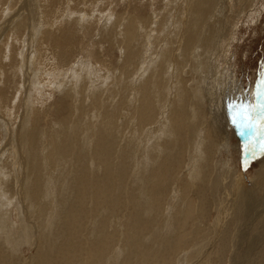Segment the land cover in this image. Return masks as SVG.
I'll return each instance as SVG.
<instances>
[{"label":"rangeland","instance_id":"374dc122","mask_svg":"<svg viewBox=\"0 0 264 264\" xmlns=\"http://www.w3.org/2000/svg\"><path fill=\"white\" fill-rule=\"evenodd\" d=\"M166 1L0 0V201H3V203L0 202L3 204H0V211L6 213L0 212V243H3V245L0 244L2 246H0V264H38V262H40L39 264H46V260L54 262L62 253L67 256L68 264L69 262L71 264H264V261H261L264 257V238H258L254 245L250 246L247 240L251 241L253 237L248 239L246 234L238 233L237 235L236 232L245 223L250 224L249 232L252 231L251 233L254 234L255 231L259 230V224L264 225V218L259 223L258 219L249 221L242 214V210L247 206L245 202L248 200V196L256 189H258L259 196L262 197L259 199L264 207V179L260 178V176H264V170H262L264 169V154H261L260 145L258 146L259 141L264 142V133L260 135L261 137H256L258 142L256 141L255 144L257 145H254L248 138L249 135L254 136L255 128L246 130L247 140L244 147L237 137L235 131L237 126L233 124L231 118L227 120L225 128L230 131L232 137L228 149L220 155L218 154V157L226 160L228 162L226 169L232 170V173H234L231 178L232 181L228 185L233 182V176H236L240 179L237 185L239 191L242 192L236 195L232 187L222 186L226 189L225 193L224 189L220 187L219 192H217L220 197L217 193L213 197L210 195L214 200L210 202L212 207L208 206L211 204H207L208 207L205 206L206 204L202 201L197 203L199 205L195 204L194 208L196 207V210L193 209L194 212L196 211L195 215L197 206L199 209L202 203L205 204L206 208L201 205V210L205 211L204 214L206 215L202 216V218H205L204 220L200 219L201 217H196V221L192 222V226L189 224L190 222L187 221L183 224L185 221L177 218L184 210V206L179 205L177 199L170 206L168 205L175 193L174 188L167 189L168 197H164L163 207L165 209L162 210L156 201L154 203V196L147 195V190L145 192L144 180L147 176V157L145 153L147 148L144 130L146 128L138 121L140 105L137 99L139 93L135 96V90H138L142 83L141 80H143V77H140L141 75H138V73L142 68L141 66H143L144 42L143 45L134 41L128 43L124 24L130 15L139 13L142 15H140L141 17L155 21V17L158 18L159 16L160 18L161 14L159 12L166 6ZM178 1L173 0L172 7L170 5L169 8V14L175 12V9L180 6L178 3L182 5L184 0ZM247 1H238L241 3L240 5L239 3L236 4L234 0H228V6L224 5V9L230 15L226 20V25L229 24L227 27L230 30L228 38L221 47V50L227 52L225 56L223 53L224 57L220 59L221 61L224 59L226 67L229 65L228 68L231 70L229 76L232 79L234 78L237 83V92L234 97L237 95L240 104L249 105L250 102L245 99L246 94L249 93L251 96L253 95L250 100L252 101L251 104L258 105L260 101L264 100L263 96H257V85L260 84L261 80H264V0ZM243 3L246 4L242 6ZM23 4H25V9H21ZM19 21L22 23L21 27L16 29L15 27L18 26L16 24ZM48 33H50V37L58 36L57 38L63 35L59 38L61 40L59 45L56 44L57 47L53 45L55 44V38L52 41L47 40ZM68 38H70L69 41H67ZM129 44H133L131 47L135 50V53L137 52L133 72L128 69L127 65L125 67L123 64L127 54L126 48ZM58 47H61V49ZM221 63L223 64V62ZM134 78L137 80H134ZM77 95L78 97H76ZM257 97L260 99L259 102H257ZM235 103L236 100H233L232 104ZM260 114L261 110L257 109L256 115ZM33 133L34 135H32ZM101 136L104 142L107 143L104 146L109 153L106 156L108 161L103 162V164L97 152H95V146ZM158 137L159 135L156 136V138ZM36 146L37 148H35ZM31 147L35 149L32 150ZM20 151H23V154ZM52 151L54 152V158L51 155ZM156 152H158V149H156ZM26 160L27 162L30 161L29 165ZM53 164L55 165L53 166ZM99 164L106 170L110 168L111 171L107 170V172L109 177L112 176L110 177L111 187L107 183L109 190H107L104 199H99L96 195V178H101L107 173ZM39 165L42 166L41 170ZM261 171L263 172L261 173ZM35 174H38V177ZM53 178H55L54 181ZM261 179H263V182ZM80 188H84L85 197L81 196L84 193ZM248 188H252V190ZM246 192H248V196L245 194ZM241 193L245 196H242ZM188 194L193 195L191 192ZM75 197H78V199ZM237 197L240 200H237ZM222 198L224 199L222 200ZM232 198L233 201H231ZM31 199L37 200L33 201ZM76 199L80 205H78ZM97 200H102L101 204H96ZM197 200L200 201V199ZM219 200L228 205L219 206L223 204ZM119 203H121V206H119ZM4 205H7L6 208ZM134 206H139L136 207L138 211ZM215 208L216 210H214ZM2 209L4 210L2 211ZM142 209L143 211H141ZM225 209L228 210V214ZM240 209L242 210L240 211ZM134 212L137 215L140 212L144 214L140 213L135 217L136 219L139 217L136 220L133 218L136 215ZM36 213L37 216H35ZM223 213L224 218L222 217ZM226 214L228 217H226ZM3 215L5 221L2 218ZM173 217L177 221L173 220ZM214 217L216 218L213 219ZM131 218L135 221H132ZM221 219L225 225L229 221L228 225L225 226ZM130 221L131 224H129ZM151 221L152 223L154 221V223L152 224ZM133 222H135L134 226ZM38 223H42L43 226H39ZM212 223L218 226L214 225L215 228H213ZM136 224L137 227H135ZM106 227L108 237L112 238L113 236L112 245L105 250L101 249L98 254L95 251L97 255H93L92 245L97 240L98 242L102 240V236H107L105 233ZM189 228L191 231H189ZM146 229L147 232H145ZM210 230H213V233ZM113 232L115 233L112 235ZM182 232L186 233L183 234ZM226 234L228 235L226 236ZM221 235H224V237H221ZM31 236L33 237L30 238ZM132 239L133 241H131ZM39 240L44 241L41 243ZM232 242L236 244L233 245ZM239 243L241 244L239 245ZM41 244L42 246L45 244L43 249ZM233 247L236 248L234 251ZM217 248L220 253H218ZM37 250L39 253H37ZM58 251L59 253H57ZM114 252L117 254L119 252L118 256H115L117 254ZM43 258L45 259L43 260ZM228 260L231 261L228 262ZM67 262H64V264H67Z\"/></svg>","mask_w":264,"mask_h":264},{"label":"bare ground","instance_id":"6f19581e","mask_svg":"<svg viewBox=\"0 0 264 264\" xmlns=\"http://www.w3.org/2000/svg\"><path fill=\"white\" fill-rule=\"evenodd\" d=\"M180 1V0H179ZM178 1V2H179ZM182 1V0H181ZM228 0H184L181 3H178V6L175 9V12H170V5L172 7L173 0H167L166 6L161 9L159 12L160 18L158 20L155 17V21H151V19L143 18L142 15L133 14L127 18L126 23L124 24L126 35H127V42L130 43L132 41L137 43L144 42L143 48L145 51L144 57L142 58L141 70L139 71L138 75L143 77L142 83L138 87V90H135V96L139 93V97L137 99L138 104L140 105L138 121L141 122L142 125H145V135H146V148L147 151L145 153L147 157V176L144 180V187L146 194L150 196H154V203L155 201L160 205V209L162 210L165 203V196H167V189L174 188L175 193L171 198L168 205L170 206L175 199H177V203L182 204L184 206L183 213L179 215L177 218L184 220L192 226V222H194L195 218L198 217L202 220L205 211L202 209V204H200V208L198 209L197 206V213L193 211L195 204L200 203L201 201L204 202L205 206L207 204H211L210 202L213 200L212 197L218 191L220 187H232V190H235L234 193L237 195L239 191L237 183L240 181L239 178L233 176V182L228 185L232 181V170L226 169L228 162L226 160L219 159V155L225 150L228 149L230 145V139L232 137L230 131L226 129L227 120L229 118L232 119V113L229 108V104L236 100V103L240 104L237 95L234 97L236 91V81L234 78L230 77L231 74L229 65H224V59L221 61V57L223 58L226 54L221 47L225 43L224 41L229 36L230 28L227 27V18L230 15L227 14L226 10L224 9V5L228 6ZM241 5L240 0H234ZM246 2L247 0H242ZM250 1V0H249ZM248 2V1H247ZM254 2V1H253ZM246 3H243L244 6ZM131 5V4H129ZM248 5V4H247ZM181 7V8H180ZM138 9L140 7H137ZM136 8V9H137ZM186 8V9H185ZM243 8V7H242ZM21 9H25V4L22 5ZM172 9V8H171ZM174 11V10H173ZM132 12V11H131ZM140 12V11H139ZM134 13V12H133ZM158 13V14H159ZM129 14V13H128ZM20 15V14H18ZM141 15V16H140ZM25 16V15H24ZM121 16V15H120ZM157 16V15H156ZM183 16V17H182ZM182 17V19H180ZM185 17V18H184ZM119 21L120 18H118ZM118 21V20H117ZM116 22V21H115ZM142 25H141V23ZM123 23V22H122ZM21 21H19L15 28L21 27ZM115 24V23H114ZM117 24V23H116ZM144 25V27H142ZM119 26V25H118ZM121 26V25H120ZM141 26V28H140ZM123 27V25H122ZM110 29V27H109ZM113 29V28H112ZM115 29V28H114ZM117 29V28H116ZM120 29V28H119ZM143 31V32H142ZM66 33V32H64ZM50 33L46 36L47 40H51L55 38L53 45L57 47L56 44L59 45L60 37L57 38L56 36L50 37ZM56 34V33H55ZM120 34H122L120 32ZM231 35V34H230ZM52 36V35H51ZM65 36V35H64ZM109 36V35H107ZM49 37V38H48ZM69 37V36H68ZM112 37V36H111ZM125 38V37H124ZM70 38L67 39L69 41ZM106 40V39H105ZM62 42V41H61ZM116 42V41H115ZM125 44V42H124ZM133 44L127 45V54L123 61L124 66L128 67V69L134 70V59L137 57V52L131 47ZM140 45V44H139ZM138 46V45H136ZM226 46V45H225ZM135 47V46H134ZM61 49V47H58ZM55 49V48H54ZM226 49V48H225ZM228 49V48H227ZM66 51V50H65ZM139 51V50H138ZM63 52V51H62ZM224 53V56H223ZM125 55V54H124ZM63 56V55H62ZM141 56V55H140ZM139 60V57H138ZM141 60V59H140ZM228 61V60H226ZM26 62V60H25ZM223 62V64L221 63ZM122 66V65H121ZM224 67V68H223ZM27 69V68H26ZM138 70V69H137ZM22 72V71H21ZM121 72V71H120ZM135 73V72H134ZM124 75V74H123ZM125 76V75H124ZM131 76V75H129ZM139 78V77H137ZM136 78H134L135 80ZM131 80V79H130ZM137 80V79H136ZM23 87V86H22ZM134 87V85H133ZM22 90V89H21ZM41 90V89H40ZM97 90V89H96ZM141 90V91H139ZM254 90H256L254 88ZM20 91V90H19ZM27 91V90H26ZM252 91V89H251ZM238 94V93H237ZM79 95V94H78ZM78 95L76 97H78ZM244 95V94H243ZM247 96L245 99L250 102L249 105H252L251 96L249 93L246 94ZM75 97V98H76ZM234 97V98H233ZM259 97V96H258ZM257 97V99H258ZM264 97V96H263ZM96 98V97H95ZM237 98V99H236ZM261 98V97H260ZM80 99V97H79ZM78 99V100H79ZM24 102V101H23ZM261 102V101H260ZM77 103V102H76ZM235 103V104H236ZM66 104V102H65ZM137 104V105H138ZM58 105V104H56ZM63 105V104H62ZM76 105V104H75ZM59 107V106H58ZM61 107V106H60ZM75 107V106H74ZM79 107V106H78ZM59 109V108H58ZM61 109V108H60ZM76 109V108H75ZM138 110V109H137ZM74 113V112H73ZM129 113V112H126ZM137 113V112H136ZM102 115V114H100ZM87 116V115H86ZM63 119V118H62ZM99 120V119H98ZM137 121V122H138ZM38 124V123H37ZM106 124V123H103ZM1 125V124H0ZM43 125V124H42ZM59 125V124H58ZM72 125V124H71ZM9 126V125H8ZM63 126V125H62ZM87 128V126H86ZM105 128V126H104ZM20 130V129H18ZM37 130V129H36ZM251 130V129H250ZM253 130V129H252ZM38 131V130H37ZM237 137L240 139V143L245 147L247 134L244 133L241 135L240 130L236 127L235 128ZM88 132V131H87ZM107 132V131H106ZM248 132V131H247ZM31 133V132H30ZM255 133V132H254ZM66 134V133H65ZM34 135V133L32 134ZM36 135V133H35ZM159 135L158 138L156 136ZM103 136V135H102ZM101 136L100 140L95 146V152H97L99 159L102 164L103 162H107L108 158L106 157L109 155L108 151L106 150L104 145L107 143L104 142L103 137ZM235 136V134H234ZM261 137V136H260ZM38 138V137H37ZM87 138V137H86ZM131 139V138H130ZM258 139V138H257ZM263 142V141H262ZM33 143V141H32ZM43 143V142H42ZM90 143V142H89ZM27 144V143H26ZM48 144V143H47ZM46 144V145H47ZM51 145V144H50ZM49 145V146H50ZM55 145V144H54ZM24 146V145H23ZM259 146V144H258ZM30 147V146H28ZM43 147V146H42ZM40 147V148H42ZM104 147V148H103ZM137 147V146H136ZM155 147V151H154ZM20 148V147H19ZM32 150L37 148V146L31 147ZM34 148V149H33ZM46 148V147H45ZM44 148V150H45ZM134 148V147H133ZM24 149V148H23ZM158 149V152H156ZM31 150V149H30ZM31 150V151H32ZM49 150V149H48ZM93 150V149H92ZM119 150V149H118ZM140 150V149H139ZM43 151V150H42ZM40 151V152H42ZM21 152V151H20ZM23 152V151H22ZM21 152V153H22ZM39 152V151H38ZM44 152V151H43ZM48 152V151H47ZM35 153V152H33ZM137 153V152H136ZM19 154V152H18ZM23 154V153H22ZM30 154V153H29ZM44 154V153H43ZM42 154V155H43ZM93 154V152H92ZM219 154V155H218ZM52 157L54 158V152L52 151ZM21 156V154H20ZM30 156V155H29ZM32 156V154H31ZM41 156V155H40ZM45 156V155H44ZM23 157V156H22ZM39 158V156H37ZM50 157V156H49ZM145 157V156H144ZM145 157V158H146ZM24 158V157H23ZM32 158V157H30ZM45 158V157H43ZM47 158V156H46ZM22 159V158H21ZM34 159V158H33ZM24 160V159H23ZM48 160V159H46ZM89 160V159H88ZM22 161V160H21ZM37 161V160H35ZM34 161V162H35ZM54 161V160H53ZM52 161V162H53ZM86 161V160H85ZM119 161V160H118ZM139 161V160H138ZM27 162V160H26ZM25 162V163H26ZM39 163L41 162L38 161ZM43 162V161H42ZM47 162V161H46ZM50 162V163H52ZM55 162V161H54ZM63 162V161H62ZM28 165L30 163L27 162ZM36 163V162H35ZM44 163V162H43ZM42 163V164H43ZM109 163V162H108ZM112 163V162H111ZM140 163V161H139ZM138 163V164H139ZM145 163V162H144ZM49 164V163H48ZM87 164V163H86ZM143 164V163H142ZM141 164V165H142ZM27 165V164H26ZM35 165V164H34ZM37 165V164H36ZM50 165V164H49ZM52 165V164H51ZM55 164H53L54 166ZM232 165V164H231ZM33 166V165H32ZM81 166V165H80ZM79 166V167H80ZM91 166V165H90ZM97 166V165H96ZM101 168H104L102 165L99 164ZM115 166V165H114ZM25 167V166H24ZM40 167V165H39ZM52 167V166H51ZM106 167V164H105ZM234 167V166H233ZM29 168V167H28ZM36 168V167H35ZM34 168V169H35ZM38 168V167H37ZM45 168V167H44ZM53 168V167H52ZM76 168V167H75ZM100 168V169H101ZM108 168V167H107ZM112 168V167H111ZM132 168V167H131ZM232 168V166H231ZM235 168V167H234ZM33 169V168H31ZM42 166L40 167V170ZM95 169V168H94ZM105 169V168H104ZM110 169V168H109ZM107 169L108 171H111ZM135 169V167H134ZM233 169V168H232ZM237 169V168H236ZM262 169V168H261ZM30 170V169H29ZM37 170V169H35ZM45 170V169H43ZM106 170V169H105ZM106 170V172H107ZM122 170V169H121ZM120 170V171H121ZM124 170V169H123ZM235 170V169H234ZM264 170V169H262ZM25 171V170H24ZM31 171V170H30ZM39 171V170H38ZM237 171V170H236ZM33 172H35L33 170ZM43 172V171H42ZM113 172V171H112ZM263 171H261L262 173ZM110 173V172H109ZM131 173V172H130ZM237 173V172H236ZM264 173V172H263ZM27 174V173H26ZM29 174V173H28ZM121 174V173H119ZM123 174V173H122ZM260 174V173H259ZM33 175V174H32ZM38 177V174H35ZM76 175V174H75ZM95 175V174H94ZM112 175V174H110ZM262 175V174H261ZM31 176V175H29ZM46 176V175H45ZM51 176V174H50ZM240 176V175H239ZM72 177V176H71ZM98 177V176H97ZM112 177V176H110ZM108 172L105 176H101V178H96L97 181V197L100 199H104L107 195V190H109L108 185L110 186V178ZM131 177V176H130ZM121 178V175H120ZM256 178V177H255ZM259 178V176H258ZM260 178L264 179V176H260ZM36 179V178H35ZM41 180V178H39ZM45 179V178H44ZM49 179V178H48ZM52 177L50 178V180ZM55 178H53L54 181ZM95 179V180H96ZM263 179L262 182H263ZM19 180V179H18ZM40 180H38L40 182ZM47 180V179H46ZM49 180V181H50ZM120 180V179H119ZM21 181V180H20ZM27 181V180H26ZM25 181V182H26ZM37 181V182H38ZM43 182V180H41ZM48 181V180H47ZM136 181V180H135ZM254 181V179H253ZM259 181V179H258ZM257 181V182H258ZM27 183V182H26ZM31 183H33L31 181ZM41 183V182H40ZM45 183V182H44ZM49 183V182H48ZM53 183V182H52ZM80 183V182H79ZM108 183V185H107ZM132 183V181H131ZM23 184V182H22ZM254 184V183H253ZM252 184V185H253ZM258 184V183H257ZM130 185V184H129ZM23 186V185H22ZM28 186V184H27ZM35 186V180H34ZM46 186V185H44ZM84 186V184H83ZM96 186V185H95ZM115 186V185H114ZM24 187V186H23ZM29 187V186H28ZM111 187V186H110ZM116 187V186H115ZM131 187V186H130ZM136 187V186H135ZM222 187V189H224ZM47 188V186H46ZM85 188V186H84ZM84 188L80 190L84 193L81 195L85 197ZM134 188V185H133ZM241 188V187H239ZM247 188V187H246ZM254 188V187H253ZM28 189V188H26ZM44 189V188H43ZM251 189L252 188H248ZM21 190V189H20ZM55 190V189H54ZM116 190V189H115ZM254 190V189H253ZM258 189L251 192L248 196V192L245 194L248 196V200L245 202L247 206L245 209L242 210V214L245 218L249 219V221H254L258 219V222L264 218V207L263 203L260 201L259 198H262L258 194ZM23 191V190H22ZM226 193V189H224ZM247 191V189H246ZM25 192V191H24ZM52 192V191H51ZM193 193L190 196L188 193ZM207 192V194H205ZM232 192V191H231ZM230 192V193H231ZM22 193V192H21ZM48 193V192H47ZM77 193V192H76ZM110 193V191H109ZM143 193V192H142ZM211 193V194H210ZM222 193V192H221ZM244 193V191H243ZM78 194V193H77ZM82 194V193H80ZM242 194V193H241ZM262 194V193H261ZM42 195V194H41ZM212 197H211V196ZM218 195V193H217ZM228 195V194H227ZM232 195V194H231ZM244 194H242L243 196ZM22 196V194H21ZM20 196V197H21ZM38 196V195H37ZM36 196V198H37ZM220 197V195H218ZM222 196V195H221ZM241 196V197H242ZM245 196V195H244ZM264 196V194H263ZM1 197V196H0ZM42 197V196H41ZM138 197V196H137ZM223 197V196H222ZM227 196L225 195V198ZM234 197V196H232ZM236 197V196H235ZM240 197V195H239ZM237 197V200L240 198ZM40 198V197H39ZM78 199V197H75ZM80 198V197H79ZM111 198V197H110ZM113 198V197H112ZM121 198V197H120ZM130 198V196H129ZM140 198V197H139ZM153 198V197H152ZM215 198V197H214ZM264 198V197H263ZM22 199V198H21ZM76 199V200H77ZM85 199V198H84ZM115 199V198H114ZM134 199V198H133ZM147 199V198H146ZM197 199H200L197 200ZM217 199V198H215ZM224 198H222L223 200ZM227 199V198H226ZM244 199V198H243ZM2 200V199H1ZM37 200V199H31ZM75 200V201H76ZM111 200V199H110ZM122 201V199H120ZM129 200V199H128ZM145 200V199H144ZM150 200V197H149ZM149 200H147L149 202ZM152 200V199H151ZM228 200V199H227ZM230 200V199H229ZM5 201V200H4ZM18 201V200H17ZM102 201V200H101ZM100 200H97L96 204H101ZM134 201V200H133ZM214 201V200H213ZM216 201V200H215ZM220 203L222 202L219 200ZM233 201V198L232 200ZM3 203V201H0ZM13 202V201H12ZM38 202V201H37ZM40 202V201H39ZM81 202V201H80ZM120 202V201H119ZM130 202V200H129ZM225 202V201H224ZM227 202V201H226ZM229 202V201H228ZM240 202V201H238ZM0 203V204H1ZM10 203V202H9ZM78 203V200H77ZM84 203V202H83ZM105 203V202H104ZM109 203V202H108ZM111 203V201H110ZM131 203V202H130ZM129 203V204H130ZM133 203V202H132ZM146 203V202H145ZM150 203V202H149ZM218 204V202H216ZM223 203V202H222ZM232 203V202H231ZM53 204V203H52ZM71 204V203H70ZM82 204V203H81ZM114 204V203H112ZM121 203H119V206ZM148 204V203H147ZM227 204V203H226ZM226 204H221L219 206H224ZM239 204V203H237ZM3 205V204H1ZM8 205V204H7ZM7 205H4L5 208ZM37 205V203H36ZM39 205V204H38ZM42 205V203H41ZM51 205V204H50ZM78 205H80L78 203ZM126 205V204H125ZM131 205V204H130ZM144 205V204H143ZM199 205V204H197ZM203 205V206H204ZM228 205V204H227ZM233 205V204H232ZM47 206V205H46ZM83 206V205H81ZM96 206V205H95ZM106 206V205H105ZM112 206V205H111ZM145 206V205H144ZM147 206V205H146ZM150 206V205H149ZM204 206V207H205ZM212 207L211 205H208ZM207 206V207H208ZM217 206V207H219ZM238 206V205H237ZM236 206V207H237ZM39 207V206H38ZM50 207V206H48ZM47 207V208H48ZM69 207V206H68ZM79 207V206H77ZM114 208V206H112ZM137 207V206H136ZM134 206V208L137 210ZM215 207V206H214ZM216 207V208H217ZM229 208V206H227ZM232 207V206H231ZM241 207V206H240ZM10 208V206H9ZM46 208V209H47ZM110 208V207H109ZM144 208V207H143ZM206 208V207H205ZM216 208L214 210H216ZM220 208V207H219ZM226 208V207H224ZM227 208V209H228ZM243 208V207H242ZM45 209V210H46ZM82 209V208H81ZM132 209V208H131ZM141 209V208H140ZM145 209V208H144ZM154 209V208H153ZM165 209V208H164ZM180 209V210H181ZM208 209V208H207ZM213 209V208H212ZM211 209V210H212ZM218 209V208H217ZM232 210V208H230ZM235 209V208H234ZM4 209H2L3 211ZM33 210V209H32ZM37 210V209H36ZM77 210V209H76ZM133 210V209H132ZM132 210H130L132 212ZM181 210V211H182ZM196 210V209H195ZM226 210V209H225ZM239 210V209H238ZM237 210V211H238ZM9 211V210H8ZM43 212V210H41ZM96 211V210H95ZM108 211V210H107ZM135 211V210H134ZM138 211V210H137ZM143 211V209L141 210ZM176 211V210H175ZM179 211V210H178ZM210 211V209H209ZM226 213L228 214L229 212ZM235 211V210H234ZM1 212V211H0ZM37 212V211H36ZM40 210L37 212L39 214ZM45 212V211H44ZM49 212V211H48ZM69 212V211H68ZM66 212V213H68ZM74 212V211H73ZM104 212V211H103ZM212 212V211H210ZM217 212V211H216ZM224 212V211H223ZM239 212V211H238ZM3 213V212H1ZM11 213V212H9ZM37 213L35 216H37ZM136 212H134L135 214ZM142 213V212H140ZM139 213V214H140ZM155 213V212H154ZM177 213V212H176ZM225 213V212H224ZM224 213L223 216L224 218ZM232 213V212H231ZM230 213V215H231ZM236 213V212H235ZM6 214V213H3ZM17 214V213H16ZM41 214V213H40ZM47 214V213H46ZM65 214V213H64ZM104 214V213H103ZM133 214V215H134ZM138 214V215H139ZM144 214V213H142ZM161 214V213H160ZM175 214V213H174ZM226 214V215H227ZM2 215V214H1ZM10 215V214H9ZM26 215V214H25ZM49 215V214H48ZM128 215V214H127ZM137 213L133 217L138 216ZM162 215V214H161ZM177 215V214H176ZM210 215V213H209ZM229 215V216H230ZM42 216V215H39ZM63 216V215H62ZM132 214L130 215V217ZM156 216V214H155ZM159 216V215H157ZM212 216V215H211ZM215 216V215H214ZM8 217V216H7ZM6 217V218H7ZM141 217V216H140ZM154 217V216H152ZM162 217V216H161ZM210 218L209 216H207ZM217 217V216H216ZM214 217L213 219H215ZM228 217V215L226 216ZM4 218V215L3 217ZM31 218V217H30ZM40 218V217H39ZM52 218V217H51ZM61 218V217H60ZM129 218V217H128ZM133 218L132 221L134 220ZM139 218V217H138ZM137 218V219H138ZM155 218V217H154ZM153 218V219H154ZM36 219V218H35ZM47 219V218H46ZM50 219V218H49ZM64 219V218H63ZM69 219V218H68ZM136 219V218H135ZM136 219V220H137ZM228 219V218H227ZM232 219V218H231ZM6 219L4 218V221ZM66 220V219H65ZM140 220V219H139ZM138 220V221H139ZM152 220V219H151ZM173 220L174 217H173ZM211 220V218H210ZM226 220V219H225ZM233 220V219H232ZM3 221V223H4ZM10 221V220H8ZM39 221V219H38ZM37 221V222H38ZM62 221V220H61ZM135 221V220H134ZM137 221V222H138ZM149 221V220H148ZM177 221V220H175ZM179 221V222H180ZM196 221V220H195ZM198 223L199 220L197 219ZM214 221V220H213ZM222 221V219H221ZM228 221V220H227ZM2 222V221H1ZM63 222V221H62ZM69 222V221H68ZM67 222V223H68ZM141 222V221H140ZM159 222V221H158ZM157 222V223H158ZM180 222V223H181ZM229 222V221H228ZM227 222V225H228ZM234 222V221H233ZM257 222V223H258ZM43 223V222H42ZM39 224L40 225H42ZM133 226L135 222H133ZM152 223V221H151ZM150 223V224H151ZM154 223V221H153ZM152 223V224H153ZM206 223V222H205ZM217 223V222H216ZM224 224V222L222 221ZM221 223V224H222ZM240 223V222H239ZM251 223V222H250ZM260 223V222H259ZM263 223V222H262ZM1 224V223H0ZM12 224V223H11ZM44 224V223H43ZM48 224V223H47ZM131 224V221L130 223ZM139 225V223H137ZM137 224L135 227H137ZM149 224V223H148ZM172 224V223H171ZM174 224V223H173ZM186 224V225H189ZM213 224V223H212ZM231 224V223H230ZM25 225V224H24ZM29 225V224H28ZM26 225V226H28ZM158 225V224H157ZM182 225V224H180ZM202 225V224H201ZM200 225V226H201ZM208 225V224H207ZM216 225L215 223L212 225ZM225 225V224H224ZM225 225V226H227ZM43 226V225H42ZM66 226V225H65ZM87 226V225H86ZM147 226V223H146ZM155 226V225H154ZM185 226V225H184ZM183 226V227H184ZM190 226V227H191ZM203 226V225H202ZM211 226V227H212ZM218 225H216L217 227ZM222 226V225H221ZM233 226V225H232ZM240 227V225H238ZM250 224H244L242 228H239L236 232L241 233L251 239V241L247 240V243L250 246H253L258 238H264V225L259 224L257 231L254 233L249 232ZM33 227V226H32ZM177 227V226H176ZM182 227V226H181ZM209 227V226H208ZM231 227V226H230ZM24 228V227H23ZM104 228V227H103ZM147 228V227H146ZM151 228V225H150ZM149 228V229H150ZM153 228V227H152ZM169 228V227H168ZM185 228V227H184ZM215 228V226L213 227ZM227 228V227H226ZM225 228V230H226ZM255 228V227H254ZM19 229V228H18ZM65 229V227H64ZM74 229V228H73ZM105 229V228H104ZM104 229H102L104 231ZM119 229V228H118ZM141 229V228H140ZM145 229V227H144ZM177 229V228H176ZM186 229V228H185ZM204 229V227H203ZM209 229V228H208ZM231 229V228H230ZM10 230V229H8ZM7 230V231H8ZM20 230V229H19ZM22 230V229H21ZM25 230V229H24ZM23 230V231H24ZM31 230V229H30ZM72 230V229H71ZM101 230V231H102ZM107 227L106 231L107 232ZM139 230V229H138ZM166 230V229H165ZM179 230V229H177ZM221 230V228H220ZM220 230H218L220 232ZM224 230V229H223ZM229 230V229H228ZM227 230V231H228ZM234 230V229H233ZM33 231V230H32ZM119 231V230H118ZM189 231L190 228H189ZM206 231V230H205ZM208 231V230H207ZM213 230H210L212 232ZM13 232V231H12ZM15 232V231H14ZM25 232V231H24ZM34 232V231H33ZM40 232V231H39ZM52 232V231H51ZM65 232V231H64ZM68 232V231H66ZM147 232V229L146 231ZM159 232V231H158ZM176 232V231H175ZM181 232V231H180ZM200 232V231H199ZM198 232V233H199ZM204 232V230H203ZM230 232H232L230 230ZM32 234V232H30ZM115 232L112 233V235ZM138 233V232H137ZM141 233V232H140ZM183 233V232H182ZM186 233V232H185ZM183 233V234H185ZM213 233V232H212ZM217 233V232H216ZM1 234V233H0ZM6 234V233H5ZM4 234V235H5ZM27 234V233H26ZM68 234V233H67ZM91 234V233H90ZM107 234V233H106ZM208 234V233H207ZM222 234V233H221ZM225 234V233H224ZM232 234V233H231ZM20 235V234H19ZM28 235V234H27ZM35 235V234H34ZM50 235V234H49ZM110 235V234H109ZM141 235V234H140ZM206 235V234H205ZM219 235V234H218ZM228 234H226L227 236ZM234 235V234H233ZM1 236V235H0ZM69 236V235H68ZM111 236V235H110ZM139 236V235H138ZM176 236V235H174ZM224 235H221V237ZM31 236L30 238H32ZM37 237V236H36ZM52 237V235H51ZM65 237V236H64ZM74 237V236H73ZM141 237V236H139ZM173 237V236H172ZM213 237V236H212ZM231 238V236H229ZM228 237V238H229ZM2 238V237H1ZM4 238V237H3ZM2 238V239H3ZM27 238V237H26ZM28 238V239H30ZM45 238V237H44ZM69 238V237H68ZM71 238V237H70ZM101 238V237H100ZM113 238V236H112ZM112 238L107 236L103 237L102 240L92 245V253L93 255H97L99 251L105 250L106 248H110L112 245ZM134 238V237H133ZM137 238V237H136ZM135 238V239H136ZM182 238V237H181ZM214 238V237H213ZM220 238V237H219ZM237 238V237H236ZM245 238V237H244ZM15 239V238H14ZM42 239V238H41ZM66 239V238H65ZM95 239V238H94ZM116 239V238H115ZM176 239V238H175ZM174 239V240H175ZM208 239V238H207ZM222 239V238H221ZM220 239V240H221ZM238 239V238H237ZM241 239V238H240ZM23 240V237H22ZM56 240V239H55ZM68 240V239H67ZM141 240V238H140ZM166 240V239H165ZM181 240V239H180ZM179 240V242H180ZM230 240V239H229ZM232 240V239H231ZM26 241V240H25ZM40 241V240H39ZM37 241V242H39ZM44 240L40 241L41 243ZM77 241V240H76ZM133 241V239L131 240ZM135 241V240H134ZM173 241V240H172ZM226 241V239H225ZM224 241V242H225ZM235 241V239H234ZM239 242V240H237ZM243 241V240H242ZM33 242V241H31ZM36 242V241H35ZM94 242V241H93ZM178 242V241H177ZM176 242V243H177ZM178 242V243H179ZM230 242V241H228ZM236 242V241H235ZM11 243V242H10ZM9 243V244H10ZM134 243V242H133ZM166 243V242H165ZM213 243V242H212ZM216 243V242H214ZM233 245L234 242H232ZM1 244V243H0ZM8 244V243H7ZM24 244V241H23ZM54 244V243H53ZM65 244V242H63ZM70 245V243L68 242ZM75 244V243H74ZM80 244V243H79ZM175 244V243H174ZM180 244V243H179ZM178 244V245H179ZM206 245V243H204ZM220 244V243H219ZM241 243H239L240 245ZM245 244V243H244ZM3 245V243L1 244ZM0 245V246H1ZM40 245V244H39ZM45 245V244H44ZM42 246V249L44 248ZM52 245V244H51ZM62 245V244H61ZM232 245V246H233ZM15 246V245H14ZM49 246V244H48ZM60 246V242H59ZM65 246V245H64ZM63 246V247H64ZM84 246V245H83ZM171 246V245H170ZM204 246V245H203ZM215 246V245H214ZM217 246V245H216ZM238 246V245H237ZM235 246V247H237ZM2 247V246H1ZM57 247V246H56ZM206 247V246H205ZM212 247V246H211ZM228 247V246H227ZM226 247V248H227ZM233 247V251L236 249ZM243 247V246H242ZM12 248V247H11ZM40 248V247H39ZM48 248V247H47ZM53 248V247H52ZM59 248V247H58ZM91 248V247H90ZM219 248V246H218ZM217 248V249H218ZM222 248H224L222 246ZM17 249V248H15ZM38 249V248H37ZM54 249V248H53ZM66 249V248H64ZM63 249V250H64ZM68 249V248H67ZM120 249V248H119ZM173 249V248H172ZM206 249V248H205ZM212 249V248H211ZM39 250V249H38ZM37 250V251H38ZM84 250V249H83ZM219 250V249H218ZM224 250V249H223ZM251 250V249H250ZM258 250V249H257ZM41 251V250H40ZM43 251V250H42ZM46 251V250H45ZM48 251H50L48 249ZM57 251V250H56ZM62 252V249L60 250ZM65 251V250H64ZM74 251V250H73ZM96 251V253H95ZM107 251V250H106ZM105 251V253H106ZM120 251V250H119ZM178 251V250H177ZM212 251V250H211ZM232 251V249H231ZM262 251V250H261ZM47 252V251H46ZM45 252V253H46ZM66 252V251H65ZM88 252V251H87ZM90 252V251H89ZM104 252V251H103ZM102 252V253H103ZM174 252V250H173ZM226 253V251H224ZM223 252V253H224ZM13 253V251H12ZM15 253V252H14ZM39 253V251L37 252ZM36 253V254H37ZM42 253V252H41ZM55 253V252H54ZM59 253V251L57 252ZM68 253V252H66ZM116 253V252H114ZM185 253V252H184ZM220 253V250L219 252ZM43 254V253H42ZM48 254V253H46ZM73 254V253H72ZM84 254V253H83ZM108 254V253H107ZM117 254V253H116ZM119 254V252H118ZM115 255V256H118ZM173 254V253H172ZM187 254V253H186ZM203 254V253H202ZM228 254V252H227ZM225 254V255H227ZM263 254V251H262ZM52 255V254H51ZM70 255V254H69ZM113 255V257H114ZM34 256V255H33ZM47 256V255H46ZM49 256V255H48ZM47 256V257H48ZM65 256V257H64ZM169 256V254H168ZM207 256V255H206ZM253 256V255H252ZM251 256V257H252ZM38 257V256H37ZM45 257V256H44ZM46 257V258H47ZM54 257V255H53ZM76 257V256H75ZM91 257V255H89ZM105 257V256H103ZM101 257V258H103ZM112 257V256H111ZM170 257V256H169ZM224 257V256H222ZM237 257V256H236ZM241 257V256H240ZM261 257V255H260ZM25 258V257H24ZM52 258V257H50ZM67 256L64 253L60 254V257L56 258L54 262H49L46 260V264H64L67 262ZM74 258V257H73ZM180 258V257H179ZM178 258V259H179ZM249 258V257H248ZM247 258V259H248ZM259 258V256H258ZM255 258V259H258ZM17 259V258H16ZM29 259V258H28ZM45 258H43L44 260ZM115 259V258H114ZM186 259V257H185ZM234 259V258H233ZM239 259V258H238ZM245 259V258H244ZM246 259V260H247ZM20 260V259H19ZM31 260V259H30ZM39 260V259H38ZM51 260V259H50ZM79 260V258H78ZM84 260V259H82ZM94 260V259H93ZM98 260V259H97ZM111 260V258H110ZM117 260V259H116ZM180 260V259H179ZM219 260V259H217ZM15 261V260H14ZM35 261V260H32ZM81 261V259H80ZM79 261V262H80ZM113 261V259H112ZM203 261V260H202ZM205 261V260H204ZM203 261V262H204ZM209 261V260H207ZM231 260H228V262ZM264 261V257L261 259ZM21 262V261H20ZM24 262V261H23ZM26 262V260H25ZM99 262V261H98ZM116 262V261H115ZM214 262V261H213ZM223 262V261H222ZM37 263V261H36ZM40 262H38L39 264ZM169 263V262H168ZM180 263V262H179ZM182 263V262H181ZM220 263V262H219ZM24 264V263H23ZM33 264V263H32ZM44 264V263H43ZM68 264V262H67ZM69 264H71L69 262ZM200 264V263H199ZM203 264V263H202ZM216 264V263H215ZM249 264V263H248ZM256 264V263H255Z\"/></svg>","mask_w":264,"mask_h":264},{"label":"snow or ice","instance_id":"6c2138e0","mask_svg":"<svg viewBox=\"0 0 264 264\" xmlns=\"http://www.w3.org/2000/svg\"><path fill=\"white\" fill-rule=\"evenodd\" d=\"M257 96H264V80H261L258 86ZM229 109L232 113V122L240 130L241 135L246 130L255 128L254 136L250 138V142H254L256 137L264 133V100L258 105L229 104ZM257 109L261 110L260 115H256ZM259 149L261 154H264V142L260 144Z\"/></svg>","mask_w":264,"mask_h":264},{"label":"water","instance_id":"95a60500","mask_svg":"<svg viewBox=\"0 0 264 264\" xmlns=\"http://www.w3.org/2000/svg\"><path fill=\"white\" fill-rule=\"evenodd\" d=\"M260 101V99L258 100V102ZM251 137V136H250ZM252 138V137H251ZM250 140V138H248ZM257 141V139H254V142ZM254 142H252L254 144Z\"/></svg>","mask_w":264,"mask_h":264}]
</instances>
